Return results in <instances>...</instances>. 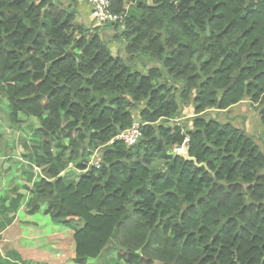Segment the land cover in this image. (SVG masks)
Masks as SVG:
<instances>
[{"label": "trees", "instance_id": "16d2710c", "mask_svg": "<svg viewBox=\"0 0 264 264\" xmlns=\"http://www.w3.org/2000/svg\"><path fill=\"white\" fill-rule=\"evenodd\" d=\"M111 3L123 19L100 23L77 1L0 0V116L31 130L0 239L24 200L73 230L76 264H264V147L214 112L249 99L264 125V0ZM135 121L134 145L115 139ZM187 136L195 160L174 155Z\"/></svg>", "mask_w": 264, "mask_h": 264}, {"label": "rangeland", "instance_id": "374dc122", "mask_svg": "<svg viewBox=\"0 0 264 264\" xmlns=\"http://www.w3.org/2000/svg\"><path fill=\"white\" fill-rule=\"evenodd\" d=\"M72 1V0H69ZM97 23V22H96ZM103 25V24H102ZM114 33H109L108 37H113ZM117 44L125 45L123 42L121 43V39L118 37L114 39ZM123 49V48H122ZM215 114H219V119L226 120L225 117V111L220 113L217 111H214ZM226 116L228 120L231 117V113H226ZM33 122H36V125H39V121L37 118H32ZM169 122H173L172 120ZM10 122L8 121L7 117L2 114L0 116V145H1V152L2 147L6 145L17 146L16 151L15 149L9 148L8 151L10 152V157H4L1 153V161H0V182H3V186H0V198L2 197L1 194L4 193V196L8 194V197L11 198L12 191H10L11 186H17L19 182V171L18 174L16 172V169L18 165L20 164V161L28 163L26 160V156L24 155L25 152L22 150V148L18 145L19 141L24 140L26 136L31 135V130L29 127L25 126L24 129L15 130L13 127H9ZM264 130V129H263ZM264 135V133H263ZM29 138V137H28ZM27 138V139H28ZM9 143V144H7ZM30 144V142H28ZM95 152V151H94ZM94 152H92L94 154ZM102 153V150H101ZM4 154V153H3ZM92 154V155H93ZM16 156L19 158L17 159ZM90 159V158H89ZM20 160V161H17ZM36 167V166H35ZM35 168L36 172H39V170ZM76 176V175H72ZM0 183V184H1ZM25 194H27V190L22 189ZM22 206H24L22 202ZM25 207V206H24ZM45 207H42L41 210H39L36 213H27L26 210L21 207L20 210L17 212L16 221L5 230V236L7 239V243L4 241V248H1L0 244V250L2 249L4 253L9 248L14 249L13 247L20 248L19 252L22 254V256L26 259L29 255H33L34 258H27L26 264H51V261H64L63 264H71L72 258L68 255L69 251L67 250H59L54 251L56 249L59 243L60 239L57 241L56 233L63 232L66 238V246L68 247L67 243L72 242L73 238L70 233L71 229L67 226H65L62 223L54 222L49 215H47L44 211ZM26 220H29V222H26ZM65 241V240H64ZM74 244V241H73ZM62 248V246H59ZM64 249V248H63ZM59 252L58 254H56ZM54 255L60 256L55 257ZM117 256V251L112 249L109 250L106 254H103L100 258H97L95 260H92L89 262V264H95V262H99V264H110L107 261L111 260L112 258H115ZM58 264V263H53Z\"/></svg>", "mask_w": 264, "mask_h": 264}, {"label": "crops", "instance_id": "0c3cea01", "mask_svg": "<svg viewBox=\"0 0 264 264\" xmlns=\"http://www.w3.org/2000/svg\"><path fill=\"white\" fill-rule=\"evenodd\" d=\"M72 1H77L80 4V6H81V4H84L86 6V9H87L88 17L92 18V15H91V6H90V3L88 2V0H72ZM226 113H231V117H230L229 120L234 125H236L239 128H242V129L246 130L248 133L254 135L256 137V140L261 144L262 147H264V135H263V133H264V130H263L264 129V125L261 122L260 114H259V111L257 110V104H252V102L249 99H245L242 102H240L238 105L232 107L231 109L225 110V117H226V120H228L227 118H229V117L226 116ZM19 183H21L20 179H19L18 184ZM3 185L4 184L2 182L0 184V186H3ZM20 191L23 192L22 189ZM3 195H4V193L1 194V196H3ZM1 198H0V204H1ZM23 204H24L25 207L22 206V205H21V207H23L26 210V212L29 213L28 212V209L26 208V205H25V201L24 200H23ZM0 211H1V207H0ZM16 217H17V214H16ZM15 221H16V218L13 221V223ZM26 222H29V220H26ZM12 224L8 225L1 232V239H0L1 248L2 247L4 248V241H5V243H7V239H6V236H5V233L4 232ZM70 233L72 235L73 234V230H71ZM64 235L65 234L63 232L56 233V236H57L56 240L58 241L60 239L59 242H62V245H61V243H59L57 245L58 247L56 249H54V251L55 250L56 251H59V250H64L65 251V250L68 249V251H69L68 252L69 253L68 255L70 256V258H72V263L71 264H76L73 261L75 255H76L75 243L73 244V241H72V242L67 243V245H68L67 248L66 247H63V246H66V238L64 237ZM59 246H62V248H60ZM9 248H12V247H9ZM13 248L15 250H17V251L20 250V248H17V247H13ZM0 251H1L2 255H4V251L2 249ZM58 253L59 252H57L56 254H58ZM54 256L55 257H60V256H57V255H54ZM27 258H34L35 259L36 257H34L33 255H29ZM27 258H26V260H27ZM92 260H95V259H92ZM92 260H90V261H92ZM51 262H52L51 264H53V263L63 264L64 261H60L59 260V261H51ZM89 262H88V264H89ZM20 263L23 264L22 262H20ZM66 264H68V263H66ZM95 264H99V262H95Z\"/></svg>", "mask_w": 264, "mask_h": 264}, {"label": "built area", "instance_id": "2783aa9c", "mask_svg": "<svg viewBox=\"0 0 264 264\" xmlns=\"http://www.w3.org/2000/svg\"><path fill=\"white\" fill-rule=\"evenodd\" d=\"M88 1L93 9L94 17L98 22L102 23L106 21H116L123 19L121 13L112 11L111 0H88ZM176 120L179 119L177 118ZM141 135H142L141 123L139 121H135L130 128L121 131L115 137V139L124 140L128 146H132L138 141ZM189 141H190V137L187 136L185 138V142H189ZM185 142L182 145L174 148V151L183 152ZM90 164L97 168L101 167L102 161L98 151H95L94 154L92 155ZM35 168L38 169L40 172V169L37 166Z\"/></svg>", "mask_w": 264, "mask_h": 264}, {"label": "water", "instance_id": "95a60500", "mask_svg": "<svg viewBox=\"0 0 264 264\" xmlns=\"http://www.w3.org/2000/svg\"><path fill=\"white\" fill-rule=\"evenodd\" d=\"M43 22H44V19L42 18L41 29H42V26H43ZM207 32H209V31H207ZM174 155L182 156V157H184L185 159H188V160H195L194 157H191L190 156V153H189V143L188 142H185V144H184V151L183 152H176V153H174ZM62 175H65V172H63Z\"/></svg>", "mask_w": 264, "mask_h": 264}]
</instances>
